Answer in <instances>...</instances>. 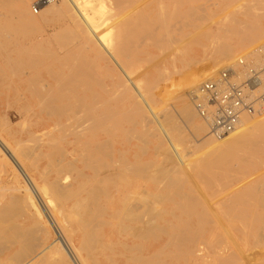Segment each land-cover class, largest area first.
<instances>
[{
	"label": "rangeland",
	"instance_id": "374dc122",
	"mask_svg": "<svg viewBox=\"0 0 264 264\" xmlns=\"http://www.w3.org/2000/svg\"><path fill=\"white\" fill-rule=\"evenodd\" d=\"M35 1L37 0H0V137L9 141L18 151L23 150V153L21 151L19 153L27 173L35 177L34 187L41 191L43 196L38 194L39 197L35 195V198L34 192H30V189L26 190V178L14 167L0 147V264H18L15 251H19L18 254H23V257H28L29 252L32 251V249L29 251V247L32 246L34 251L45 241L50 239L52 241L57 237L54 226L46 221L45 211H42L46 209V201H48L49 209L55 212L69 235L74 237L78 247L88 244V239L95 237L96 240L92 241L94 243L89 242L91 245H89L90 248L88 246V251L81 253L85 259L95 256L100 260L104 255L106 258L112 257L115 261L98 264L130 263L125 255H132V251L125 250L124 255L119 258L116 255L124 250L123 242L131 244L135 242L134 235L126 233L121 235L122 224L125 222L119 218H110L106 213L107 208L118 202V198L109 200L107 196L98 194L96 190L97 186L103 183L110 184L111 178L108 175L110 168L104 164H98L94 169L89 168L81 154L87 147L93 149V155H100V151L97 150V144H99L97 138L100 144H103L105 152L110 151L111 145L115 147L117 166L121 167L123 164L131 166L129 168L132 171L129 177H119V181L116 180L114 186L120 190H128L134 194L132 198H136L141 204L145 203L144 205L153 207L155 216L149 217L150 222L168 224L181 220L187 221V216L176 210L177 203L178 207L179 204L185 203L187 206L192 204V201L189 203L185 195L183 196L186 193L194 194L195 201L199 202L201 207L207 206L206 208L212 211L207 212L205 209V215L207 214V218L210 217V223L203 226L194 224L192 229L195 230V240L181 243L178 250L179 260L172 259L169 264H264V205L262 204L264 143L257 146L261 141L264 142V129L245 143H235L233 146L236 149L231 145V150L226 154L225 152L211 153L209 144L213 141L208 137H215L216 140L238 137L251 128L257 119L263 117L264 111L259 112L247 127L227 137L214 136L209 129L207 132H196L180 113L183 103L189 101L187 98H191L189 95L185 96L187 91L183 82L188 72L201 65H208L211 68L208 75L211 76L228 62L235 61L240 55L264 45V5L258 9L253 0H94L99 5H96L98 7L95 10L98 16L96 19L100 23L104 20L99 31L111 39L110 41L106 37L123 66H127L129 62L132 63L131 66H127L129 74L145 95L149 105L157 112L164 126L163 132L167 130L172 136L169 143L164 138L161 139L163 142L160 141L161 126L151 119L146 109L143 113L137 111V107H134V98L128 90H122L116 94L114 105L108 110L109 119L106 125L96 133L86 129H73L67 122L68 117H71L69 112L57 113L48 107L41 96L49 93L40 80L48 78L45 69L49 62L48 59L42 60L41 64L33 62V59L37 58L43 50L54 53L57 59L53 61L54 63L52 62V65L55 67L62 66L61 60L69 52L72 60H81L83 66L85 65L84 68H89L88 70L92 72L91 77H89L90 74L83 76L86 80L93 81L92 76H97L98 79L103 77L102 82H93L95 92H103L102 84L111 85V79L107 75L109 69L99 65V62L105 61L103 56L106 54L102 53L101 49H98L97 55L89 50L85 45L86 39L71 25L70 16L66 11L61 14L52 12L51 8L58 3V0L49 2L51 6L43 10L48 4L45 2L38 12L33 10ZM133 19L134 22H128ZM130 27L132 31L145 28L152 33L146 37L148 39L144 37L142 43L141 40L133 42L137 48L132 60L128 53L123 55L115 48L122 34L131 33ZM59 34H63V38ZM226 54L228 57L225 56ZM89 57L94 66L91 65ZM88 62L91 63V67H88ZM93 67L94 70H92ZM65 72L68 71L65 70ZM183 74L185 76H182ZM162 75H164L163 78ZM182 77L185 79L182 80ZM116 81L119 82L118 77ZM188 103L197 114L193 102ZM142 114L150 118L149 123L136 121V117ZM197 115L200 117L199 114ZM173 145L176 151L172 148ZM205 150L208 152L205 153ZM179 155L184 157L181 166ZM175 158L176 163H174ZM105 159L108 160L107 157ZM175 165H178L176 170H180L179 172L174 170ZM233 165L234 168H232ZM230 170L233 172L231 176ZM99 175L103 179L96 178ZM213 175L216 178L215 181ZM55 178H58L57 181ZM54 184L58 187L57 185L54 187ZM58 189L60 192L57 191ZM237 190L239 192L235 193ZM64 192L66 194H62ZM32 198L38 204L41 215L34 207L35 205H32L34 204ZM214 203L217 204L216 206L222 203L223 206L219 204L221 206L217 208ZM229 203L234 206L233 209L229 210ZM105 206L106 210L103 209ZM18 209L20 212L17 211ZM217 213L221 215L223 213L226 216L223 218ZM215 216L218 217L215 218ZM242 223L245 228L248 227L247 230ZM236 227L242 230L239 231L240 229L237 230ZM109 230L116 232L113 241L100 243L97 237L100 239ZM168 231L172 234L173 231L175 232V227L168 226ZM89 234L92 236L89 237ZM149 241L142 240L138 242L139 244L137 243L139 253L146 255L151 253L148 248ZM19 248L27 249L28 253L22 250L21 252ZM50 252L53 257L49 255ZM50 252L39 258L35 264L71 263L64 256V251L60 252L53 247ZM168 252L166 250L165 255L168 256Z\"/></svg>",
	"mask_w": 264,
	"mask_h": 264
},
{
	"label": "bare ground",
	"instance_id": "6f19581e",
	"mask_svg": "<svg viewBox=\"0 0 264 264\" xmlns=\"http://www.w3.org/2000/svg\"><path fill=\"white\" fill-rule=\"evenodd\" d=\"M8 1V0H6ZM190 1V0H189ZM254 1V5L256 8L259 9V7H263L264 5V0H253ZM2 2V1H1ZM185 2V1H184ZM186 3V2H185ZM47 4V2H46ZM51 4V3H50ZM95 3L94 0H58L57 4H54L52 6V12L54 14H61L62 12L66 11L71 19V25H73L74 29L79 30L80 33L82 34V36L84 37V39H86V43L85 45L89 48L90 51L94 52L96 55L99 53L98 49H101L100 51H102V53H105L106 55L103 56L104 58V62L101 61L99 62V65L102 67H107V69H109V73L107 74L108 77H110L111 79V85H103L102 84V91L101 93L99 92H95V90H93V82L100 81L102 82L104 80L103 77H100L98 79V77L96 76H92L93 77V81L92 80H86L83 76L84 75H88L90 73H92L90 70H88L87 68H84L85 65L83 66V64L80 62L81 60H72L73 58L71 57V55L69 54V52H67V54L65 56H63L62 60H61V67H55L52 65V62L57 59L55 58L54 53L52 54L51 52L45 51L43 50L40 55L33 59V62L35 64H41L42 60H47L48 59V64L46 66V73L48 74V78H44L42 81V83L45 85V89H47V92L49 94L46 95H42L41 97L43 98V100L46 101V104L48 105V107H50L53 111L57 112V113H62V112H69L71 117H68V124L75 130H82V129H86L89 131H92L94 133H96V131L100 128H102L104 125H106L107 120L109 119L108 115H109V108H111L114 105V99L117 93H120V91L122 90H128L130 91V94H132V97L134 98V107H137V111L138 112H145V109L148 111V113H150L151 115V119L154 120V122L158 123V125L161 126V130H162V135H160L159 139L160 141L163 142V140L161 139H166L167 141H169V143H171V137L169 134V131L165 130L163 132V125L162 122L160 121V118L158 117L157 112L155 111L154 107H152L151 105H149L150 103H148V101L145 98V95L143 94V92H141L139 86L136 85L135 81L133 80V78H131V75L129 74L128 68L127 66H131L132 63L129 62L127 64V66H123L119 60L117 59V57L115 56L116 53L114 51V47L111 46L109 44V40L111 41L110 38H107L109 40H107V38L104 36V34H102V32H100V25L102 23L99 22V20H97L96 18L98 17L97 14L95 13V10L98 9L97 5ZM241 5V4H240ZM51 5H49V2L47 4V6H45L43 8V10H45L47 7H49ZM101 6V4H100ZM190 6V5H189ZM195 7V6H194ZM199 7V6H197ZM191 8V7H190ZM200 8V7H199ZM198 8V9H199ZM202 8V7H201ZM200 8V9H201ZM143 9V7H142ZM192 9V8H191ZM199 9V10H200ZM155 10V9H154ZM163 10V8H162ZM161 10V11H162ZM258 11V10H256ZM189 12V11H188ZM151 13V12H150ZM160 14V12H159ZM191 14V13H190ZM260 13H258L259 15ZM187 15V14H186ZM133 16V15H132ZM184 16V15H183ZM182 16V17H183ZM197 16V15H196ZM146 17V16H145ZM181 17V19H182ZM240 20V19H239ZM17 22V21H16ZM128 22H134V19L132 21H128ZM137 22V21H136ZM155 22V21H154ZM241 22V21H240ZM152 23V22H151ZM157 23V22H155ZM154 23V24H155ZM128 24V23H127ZM137 24V23H136ZM176 24V23H174ZM243 24V23H242ZM250 24V23H249ZM252 24V23H251ZM71 25L69 27H71ZM116 26V25H115ZM114 26V27H115ZM135 26V25H134ZM138 26V24H137ZM141 26V25H140ZM139 27V26H138ZM131 28V27H130ZM250 28V27H249ZM252 28V27H251ZM253 28L254 25H253ZM116 29V28H115ZM129 29V28H128ZM127 30V29H126ZM131 33L128 34L124 33L121 35L120 37V42H118L115 45V48L122 53L123 55H125V53H128L126 55H128L131 60L135 57V49L137 48V46L134 45L133 42L137 41V40H142L145 39L146 37L152 35L151 32H149L148 29L142 28V29H130ZM156 30V29H155ZM240 30V29H239ZM254 30V29H253ZM102 31V30H101ZM110 31V30H109ZM116 31V30H115ZM119 31V29H118ZM111 32V31H110ZM124 32V31H123ZM167 32V31H166ZM54 33V32H53ZM75 33V32H73ZM108 33V32H106ZM170 33V32H169ZM175 33V32H173ZM58 34V33H56ZM54 34V35H56ZM102 34V35H101ZM149 34V35H148ZM256 34V33H255ZM77 35V34H76ZM59 36H62L63 38V34H59ZM109 36V34H108ZM111 36V35H110ZM56 37V36H55ZM145 37V38H144ZM65 38V37H64ZM152 38V37H149ZM245 38V37H244ZM243 38V39H244ZM148 39V38H146ZM173 39V38H172ZM240 39V38H239ZM57 40V39H56ZM152 41V39H150ZM242 40V39H241ZM66 41V40H65ZM246 41V40H245ZM244 41V42H245ZM83 42V41H82ZM62 42H60L61 44ZM112 43V42H111ZM133 43V44H132ZM59 44V42H58ZM138 44V43H137ZM136 44V45H137ZM70 45V44H69ZM139 45V44H138ZM153 45V44H152ZM157 45V44H156ZM140 46V45H139ZM67 48V47H66ZM65 48V49H66ZM227 48V47H226ZM62 49V48H61ZM256 49V48H255ZM255 49L249 51L247 54L251 53L252 51H254ZM38 52V51H37ZM93 53V54H94ZM148 53V52H147ZM227 53V52H226ZM38 54V53H37ZM73 54V53H72ZM224 54V53H223ZM225 56L228 57V54H226ZM230 56V54H229ZM243 56V55H242ZM57 57V56H56ZM127 57V56H126ZM137 57V56H136ZM231 57V56H230ZM90 58V57H89ZM82 59V58H81ZM85 59V58H84ZM87 60V59H85ZM93 60V57H92ZM150 60V59H149ZM59 61V60H58ZM51 62V63H50ZM90 62H91V58H90ZM54 63V62H53ZM89 63V62H88ZM92 63V62H91ZM89 63V65L91 64ZM200 63V62H199ZM202 63V62H201ZM86 64V63H84ZM88 67L94 66L93 63ZM201 65V64H200ZM83 66V67H82ZM154 66V65H153ZM195 66L197 67V65L195 64ZM87 67V65H86ZM92 69V68H91ZM210 66L208 65H201L197 68H195L193 71H191L190 73L188 72V75H186V79L184 77H182L181 79L183 80V78L185 79L183 82H185V92L186 95L191 96V98H187L189 101H192L196 111L197 107L195 105V100L193 97V93L196 91L197 87L199 86V84L204 81L207 78H211L213 77V75L209 76L208 72L210 71ZM68 71V72H65ZM94 70V67L93 69ZM176 71H179L177 69H175ZM185 72V71H184ZM94 73V72H93ZM39 74V73H38ZM181 74V72L179 73ZM94 75V74H92ZM160 76V74H159ZM164 75H162L163 78ZM169 76V75H168ZM180 76V75H179ZM182 76H185L184 74ZM88 77V76H87ZM91 77V74L90 76ZM117 77L119 78V82L116 81ZM174 77V76H173ZM53 78V79H52ZM103 78V80H102ZM161 78V77H158ZM161 78V79H162ZM165 78V77H164ZM177 78V77H176ZM170 81H172L171 78ZM160 80V79H159ZM164 80V79H163ZM180 80V79H179ZM169 82V80H166ZM175 81V80H174ZM173 81V82H174ZM178 81V80H177ZM99 82V83H100ZM176 82V81H175ZM180 82V81H179ZM182 82V81H181ZM98 83V84H99ZM171 83V82H170ZM101 85V83H100ZM175 85V84H174ZM172 85V86H174ZM177 86V85H176ZM182 86V88H183ZM169 87V86H168ZM171 87V86H170ZM181 88V89H182ZM183 88V89H184ZM190 88V89H189ZM180 89V90H181ZM189 89V90H187ZM171 90V89H170ZM177 92V91H176ZM175 92V93H176ZM161 95V93H160ZM178 99V97H177ZM188 101V102H189ZM44 102V101H43ZM42 102V103H43ZM183 103L182 107H181V115H183V117L185 118V120L187 121V124L190 123L193 127V130H195L196 132H207V130L209 129V125L207 123V121H205L203 118H200L195 110L193 109V107L188 103ZM192 104V103H191ZM133 105H131L132 107ZM97 110L98 113H96L95 111ZM157 110V109H156ZM158 111V110H157ZM264 111V110H260L258 111L254 116L252 117H244L242 124L240 126V128L237 131H240L241 129L247 127L252 121H254L255 117L258 115L259 112ZM170 114V113H169ZM69 115V116H70ZM150 118L148 116H146V114H142L138 117H136V121H145V122H150L149 120ZM168 119V118H165ZM151 120V121H153ZM184 120V119H183ZM148 122V123H149ZM56 128V127H55ZM264 129V115L263 117L261 116V118L257 121H255L251 128H249L248 130H246L245 132L241 133L238 137L235 138H219L218 140L215 139V137H210V140L213 141L212 143L209 144V147H211V150H209L210 148L208 147V150L211 153H220V152H226L231 150V145L233 146L235 143H245V141L254 138L255 136H257V134H259V132ZM84 131V130H83ZM236 131V132H237ZM235 132V133H236ZM73 133H75V131H73ZM81 133V132H80ZM76 134V133H75ZM82 134V133H81ZM232 135V134H231ZM234 135V133H233ZM230 136V135H229ZM145 138V137H143ZM35 139V138H34ZM39 139V138H38ZM209 139V138H207ZM29 140V139H28ZM145 140V139H143ZM262 140V139H261ZM259 140V141H261ZM32 141V140H31ZM99 141V142H98ZM210 141V142H211ZM40 142V141H39ZM48 142V141H47ZM70 142V141H69ZM97 150L100 151V155L95 156L93 155L92 151L93 149H88L87 147H85V151L81 152V154L84 156L85 158V162L87 167L89 168H95L96 165L98 164H104L106 167H109L110 172L108 173V175L111 178L110 184H101L99 186H97L96 190L98 192V194H103L105 196L108 197V199H114V198H118V202L116 204H112V206L110 208H107V215H109L110 218H119L122 221H124L125 223L122 224L123 225V229H119L120 234L124 235L126 234H133L134 235V239L135 242L133 244L129 243V242H123V246H124V250L120 251L119 253H115V255L117 256V258L122 257L124 255V251H132L133 254L132 255H125L126 259L132 263V264H169V261L172 259L175 260H179L180 258V253L178 252L179 250V246L181 243H185L187 241H193L195 240V230L192 229V226H194V224L198 225V226H203L204 224H208L209 222V218L210 217H206L205 215V209H207L206 207H201L202 205H200L199 202H196L194 199L195 196L191 195L190 193H186L183 194V196L185 195V199L189 201V203L192 201V204L190 206L185 205H180L178 207V203L176 204V210L181 211V213L183 215L187 216V221L186 220H181L175 223H152L149 221V217L154 215V209L153 207L141 204L140 202L137 201V199L132 198V194L131 192H128V190H123V189H118V187L114 186L116 185V180L119 181V177L123 178V177H129V174L131 173V169L129 167L131 166H126V164H123V166L119 167L117 166V162H116V149L113 145L110 146V151L109 152H105L103 149V144H100V140L97 138ZM259 143V142H258ZM257 143V144H258ZM262 143V144H261ZM263 141H261L257 146H259L260 144L263 145ZM105 146V145H104ZM264 146V145H263ZM0 147H2L3 149V153L12 161L14 167L24 175V177L26 178V185L25 188L26 190L30 189V192H34V197L35 195L38 196V194H40L41 196V191H39L35 186L36 183V179L33 175H29V173H27V168H25V165L23 163V160L20 156L19 151H21V153H23V150L18 149L16 147H13V145L0 137ZM234 147V146H233ZM23 148V147H22ZM174 149V151H176V147L173 145L172 147ZM235 148V147H234ZM1 149V150H2ZM24 149V148H23ZM236 149V148H235ZM26 151V149H24ZM24 151V152H25ZM98 151V152H99ZM65 152V151H64ZM63 152V154H65ZM70 152V151H69ZM205 153L208 151H204ZM203 152V156L204 155ZM71 154H73L72 152H70ZM238 153V152H237ZM67 154V153H66ZM239 154V153H238ZM119 155V154H118ZM170 155V153H169ZM172 155V154H171ZM176 155V154H175ZM210 155V154H209ZM173 156V155H172ZM177 156V155H176ZM202 156V157H203ZM217 156V154L215 155ZM214 156V157H215ZM238 156V155H237ZM64 157V156H63ZM62 157V158H63ZM108 158V160H106L105 158ZM61 158V160H62ZM119 158V157H118ZM171 158V157H169ZM242 158V157H240ZM8 159V160H9ZM124 159H126L124 157ZM180 160L179 165L181 166V163L184 161V157L183 155H179ZM206 159V158H205ZM212 159V158H211ZM214 159V158H213ZM176 158L174 160V163H176ZM215 160V159H214ZM230 160V159H229ZM128 161V160H127ZM172 161V160H171ZM207 161V160H206ZM204 161V162H206ZM216 161V160H215ZM59 162V161H57ZM225 162V161H224ZM60 163V162H59ZM227 163V162H226ZM142 164V163H141ZM58 165V164H57ZM227 165V164H226ZM2 166V165H1ZM150 166V165H149ZM176 168L174 167V170L177 171V167L178 165H175ZM179 168H182L180 167ZM216 167V166H215ZM213 168V167H212ZM232 168H234V165L232 166ZM236 168V167H235ZM215 169V168H214ZM218 169V168H217ZM220 169V168H219ZM139 170V169H138ZM159 170V169H158ZM179 170V169H178ZM213 170V169H212ZM137 171V170H136ZM180 171V170H179ZM177 171V172H179ZM216 171V169H215ZM231 171V170H230ZM218 172V170L216 171ZM220 172V171H219ZM235 172V171H234ZM98 173V172H97ZM221 173V172H220ZM226 174V172H224ZM233 172L231 171L230 176ZM21 174V175H22ZM101 175V173H98ZM224 174V175H225ZM97 175V174H96ZM99 176H97L96 178H101ZM164 175V173H163ZM222 175V174H221ZM91 176V175H90ZM103 176V174L101 175ZM219 176V175H218ZM233 176V175H232ZM92 177V176H91ZM208 177V176H207ZM214 181L216 178H214V175L212 176ZM217 177V176H216ZM95 178V176H94ZM56 179V180H55ZM54 180L57 181L58 178H55ZM61 179V178H60ZM59 179V181H60ZM97 179V180H98ZM103 179V178H101ZM100 179V180H101ZM206 179V178H204ZM208 179V178H207ZM212 179V181H213ZM95 180V179H94ZM186 180V179H185ZM211 180V179H208ZM99 181V180H98ZM125 181V180H124ZM207 181V180H206ZM211 181V183H213ZM94 182V181H93ZM208 182V181H207ZM97 183V182H96ZM102 183V181H101ZM210 183V182H209ZM93 184V183H91ZM95 184V183H94ZM198 184V183H197ZM55 185V184H54ZM57 185V184H56ZM56 185L54 187H56ZM62 185V183H61ZM88 185V184H87ZM193 185V184H192ZM202 186V184H200ZM206 184H204L205 186ZM92 186V185H91ZM94 186V185H93ZM190 186V185H189ZM199 185H197L198 187ZM200 186V187H201ZM211 186V185H210ZM53 187V188H54ZM58 187V185H57ZM62 187V186H61ZM89 187V186H88ZM181 187V186H180ZM206 187V186H205ZM208 187V186H207ZM51 188V187H50ZM60 188V187H59ZM63 188V187H62ZM177 188V187H176ZM182 188V187H181ZM202 188V187H201ZM200 188V191H201ZM130 189V187L128 188ZM198 189V188H197ZM204 189V188H202ZM67 190V189H66ZM179 190V189H178ZM199 190V189H198ZM14 191V190H13ZM54 191V190H53ZM57 191L60 192V190L58 189ZM181 191V189H180ZM196 191V190H195ZM199 191V192H200ZM15 192V191H14ZM19 192V191H17ZM56 192V191H55ZM136 192V191H135ZM203 192V191H202ZM239 190H237L235 193H238ZM53 193V192H52ZM139 193V192H138ZM146 194V192H144ZM171 193V192H168ZM178 193V192H177ZM201 193V192H200ZM33 194V193H32ZM60 194V193H59ZM62 194H66V192L62 193ZM70 194V193H69ZM97 194V193H96ZM118 194V196H117ZM142 194V193H141ZM159 194V193H157ZM251 194V193H250ZM55 195V194H54ZM121 195V196H119ZM134 195V194H133ZM138 195V194H137ZM160 195V194H159ZM171 195V194H169ZM179 195V194H176ZM201 195V194H200ZM231 195V194H230ZM242 195V194H241ZM240 195V196H241ZM145 196V195H143ZM150 196V194H149ZM161 196V195H160ZM167 196V195H166ZM173 196V195H172ZM181 196V195H180ZM179 196V197H180ZM233 196V195H232ZM17 197V196H15ZM30 195H29V199H30ZM39 197V196H38ZM37 197V198H38ZM43 197V196H41ZM81 197V196H80ZM140 197V195H139ZM247 197V196H246ZM22 198V197H21ZM20 198V200H21ZM26 198V196H25ZM36 198V197H35ZM106 198V197H105ZM142 198V197H141ZM167 198V197H166ZM169 198V197H168ZM197 198V196H196ZM202 198V197H200ZM204 198V197H203ZM249 198V197H248ZM19 199V198H18ZM39 199V198H38ZM83 199V198H82ZM183 199V198H182ZM198 199V198H197ZM33 200V198L31 199ZM30 200V201H31ZM68 200V199H67ZM142 200V199H141ZM149 200V199H148ZM203 200V199H201ZM246 200V198H245ZM15 201H17L15 199ZM147 201V200H145ZM183 201H185L183 199ZM182 201V202H183ZM206 201V200H203ZM232 201V200H231ZM58 202V201H57ZM213 202V201H212ZM220 202V201H217ZM249 202V201H248ZM12 203V202H11ZM16 203V202H15ZM32 204L36 210L38 211V213L40 212L39 206L38 204L35 202V200H33ZM17 204V203H16ZM153 204V203H152ZM212 204V203H210ZM215 204V203H214ZM219 204L222 203H218V206H216L217 204H215V206L217 208H219ZM262 204L264 205V200L262 201ZM19 205V204H18ZM156 204H154L155 206ZM158 205V204H157ZM206 205V204H205ZM208 205V204H207ZM227 205V204H226ZM211 206V205H210ZM208 206V208L210 207ZM213 206V204H212ZM223 206V204H222ZM21 207V206H20ZM78 207V206H77ZM214 207V206H213ZM229 210L233 209V205H228ZM22 208V207H21ZM105 207H103L104 210ZM161 208V207H160ZM215 208V207H214ZM216 208V209H217ZM223 207H221L222 209ZM4 209V208H3ZM14 209V208H13ZM12 209V210H13ZM33 209V208H32ZM241 209V208H240ZM10 210V211H12ZM45 211L46 214V218L48 222H51V224L54 226L55 229V233L57 234V237L51 241H45V243L43 245H39L36 250L33 251V248L31 246V248L29 247V255L28 257H23V254H18L20 253L19 251H15V253L17 254L15 256V259L17 260L16 263L18 264H35L37 262V260L41 257H43L46 253L50 252V250L55 247V249H57L58 251H64V256L67 258L68 262H71L70 264H98L100 263H108V261H115L112 257H105L104 255L101 256V259H97L95 258V256H90L87 257L86 259L82 256V251H88V246L91 245L89 242H92L93 240H96L95 237L92 236V234H89V237L92 236L91 238L88 239V244H84V246L82 247H78L76 245V243L74 242V237L72 238L67 229L62 225V223L59 222V219L57 218V215L55 214V212L51 211L49 209V205H48V201H46V209H42V211ZM79 210V209H78ZM159 210V209H158ZM210 210V209H209ZM207 209V212L209 211ZM220 210V209H219ZM16 211V210H15ZM18 212L19 209L17 210ZM16 211V212H17ZM157 211V210H156ZM222 211H224L222 209ZM87 212V211H86ZM159 212V211H157ZM209 212H212L211 210ZM225 212V211H224ZM228 212V211H227ZM44 213V212H43ZM62 213V212H61ZM89 213V212H88ZM161 213V212H159ZM173 213V212H172ZM176 213V212H175ZM14 214V213H13ZM41 215V212L39 213ZM105 214V213H104ZM156 214V212H155ZM209 214V213H208ZM213 214V213H212ZM219 215H221V213H217ZM226 214V213H225ZM9 215V214H7ZM210 215V214H209ZM215 215V214H213ZM155 216V215H154ZM226 216L222 213L221 215ZM4 217V216H3ZM12 217V215H11ZM14 217V216H13ZM41 217V216H40ZM62 217V216H61ZM86 217V216H85ZM153 217V216H152ZM218 217V216H217ZM215 216V218H217ZM257 217V216H256ZM2 218V217H1ZM64 218V217H63ZM62 218V219H63ZM81 218V217H80ZM79 218V219H80ZM169 218V217H168ZM224 218V217H223ZM260 218V217H259ZM258 218V219H259ZM155 219V217H154ZM153 219V220H154ZM182 219V218H181ZM212 219V218H211ZM43 220V219H42ZM61 220V219H60ZM116 220V219H115ZM114 220V221H115ZM156 220V219H155ZM211 221V220H210ZM72 222V221H71ZM91 222V221H90ZM93 222V221H92ZM172 222V221H171ZM226 222V221H225ZM14 223V222H13ZM84 223V222H83ZM119 223V222H118ZM66 224V223H65ZM80 224V223H79ZM78 224V225H79ZM82 224V223H81ZM15 225V224H14ZM51 225V226H52ZM86 225V224H85ZM119 225V224H117ZM243 225V223H242ZM168 226L169 227H175V232L173 231L172 234L168 231ZM245 225H243L244 227ZM122 227V226H121ZM1 228V227H0ZM69 228V227H67ZM75 228V227H73ZM77 228V227H76ZM93 228V227H92ZM233 228V227H231ZM230 228V229H231ZM237 228V227H236ZM245 228V227H244ZM13 229V228H12ZM78 229V228H77ZM94 229V228H93ZM96 229V228H95ZM240 228H237V230ZM246 230L248 229L245 228ZM1 230V229H0ZM28 230V229H27ZM82 230V228H81ZM99 230V229H98ZM242 229H240L239 231H241ZM245 230V231H246ZM92 231V230H91ZM90 231V232H91ZM116 231V230H115ZM31 233V231L29 232ZM28 233V234H29ZM33 233H34V229H33ZM72 233V232H71ZM76 233V232H75ZM84 233V232H83ZM93 233V231L91 232ZM116 233V232H114ZM114 233L112 231H108L107 233H105L103 235V237H101L100 239L97 237L98 240H100V243H103L105 241H113V239L115 238ZM244 233V232H243ZM247 234V232H245ZM244 233V234H245ZM27 234V233H26ZM94 235V234H93ZM28 236V235H27ZM80 236V235H79ZM86 236V235H85ZM84 236V237H85ZM99 236V235H98ZM246 237V235H244ZM2 237V236H1ZM17 237V236H16ZM83 237V238H84ZM87 237V236H86ZM122 237V236H120ZM119 237V238H120ZM26 238V237H25ZM29 238V237H27ZM169 238V240H168ZM34 239V238H33ZM58 239V241H57ZM142 240H150V244L148 246L149 250H151V253H149V255L146 254H141L138 252V242L142 241ZM16 241V240H15ZM33 241V240H32ZM36 242V240H34ZM85 241V240H84ZM25 242V241H24ZM86 242V241H85ZM94 243V242H92ZM138 243V244H137ZM197 243V242H196ZM30 244V243H29ZM33 244V243H32ZM120 244V243H119ZM147 244V243H145ZM95 245H97L95 243ZM93 245V246H95ZM36 246V245H35ZM119 246V245H118ZM122 246V247H123ZM3 247V246H2ZM96 247V246H95ZM92 247V248H95ZM105 247V246H104ZM90 248V246H89ZM112 248V247H111ZM120 248V247H119ZM101 249V248H100ZM106 249V248H105ZM109 249V248H108ZM18 250H22L21 248H19ZM27 249H24L22 251H26ZM93 250V249H91ZM169 251L168 252V256L165 255V251ZM201 250V249H199ZM21 251V252H22ZM54 253V251H51ZM49 253V255L51 254V256L53 257L52 253ZM141 252V251H140ZM1 253V252H0ZM25 253H28V251H26ZM31 253V254H30ZM88 253V252H87ZM91 253V252H90ZM109 253V252H108ZM25 256V255H24ZM111 256V255H110ZM51 257V258H52ZM58 257H60L58 255ZM14 258V257H13ZM114 258L116 259V257L114 256ZM70 260V261H69ZM132 261V262H131ZM39 263V262H38ZM128 263V264H130ZM10 264V263H9ZM14 264V263H12ZM65 264V263H64Z\"/></svg>",
	"mask_w": 264,
	"mask_h": 264
},
{
	"label": "built area",
	"instance_id": "2783aa9c",
	"mask_svg": "<svg viewBox=\"0 0 264 264\" xmlns=\"http://www.w3.org/2000/svg\"><path fill=\"white\" fill-rule=\"evenodd\" d=\"M37 0L34 12L45 2ZM198 113L209 132L227 137L241 126L244 117L264 110V45L230 61L211 78L202 81L193 93Z\"/></svg>",
	"mask_w": 264,
	"mask_h": 264
}]
</instances>
